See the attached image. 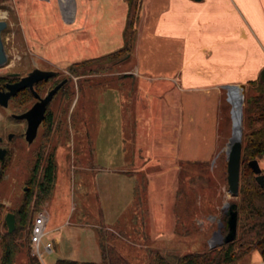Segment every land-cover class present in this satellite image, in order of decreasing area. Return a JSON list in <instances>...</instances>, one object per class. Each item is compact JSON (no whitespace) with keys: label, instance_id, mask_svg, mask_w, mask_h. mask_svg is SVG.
I'll return each mask as SVG.
<instances>
[{"label":"rangeland","instance_id":"1","mask_svg":"<svg viewBox=\"0 0 264 264\" xmlns=\"http://www.w3.org/2000/svg\"><path fill=\"white\" fill-rule=\"evenodd\" d=\"M0 20L7 22L2 31L7 62L0 67V77L12 73L24 76L34 67L56 71V76L39 88L41 96L63 77L70 76L73 82L74 94L69 101L57 95L48 106L53 128L47 131L46 126L39 127L31 144L24 138L26 122L12 118L11 114L29 109L35 99L22 105L20 97L10 101L7 108L0 106L3 140L0 146L8 149L4 166H0L3 221L5 214L22 202L26 191L35 194L36 188L28 181L37 150L43 144L46 150L60 147L57 163L61 186L46 206L50 216L46 227H65L58 238L49 240L51 253L43 252L41 246L40 263L55 264L58 258L100 262L103 241L131 264H149L154 253L171 261L174 256L220 245L225 234V203L239 200V195L234 198L229 195L226 183L225 149L232 136V106L227 101L226 90L221 92L215 111L212 147L208 145L200 159H179L175 143L179 117L169 119V107L175 108L178 101L174 95L171 100L176 98L175 103L169 105L167 96L171 90L167 84L156 80V85L140 90L137 81L127 78L121 80L123 90L120 84L119 89H93L84 95L77 91V84L84 79H107V84L117 86L122 74L136 73L134 55L131 61L114 64L110 72H101L93 65L78 68L81 74L78 76L68 71L74 62L122 46L126 22L121 0H0ZM84 85L87 89L88 82ZM248 93L256 94L257 86H250ZM121 103L127 107V118ZM81 106L93 142L92 158L88 162L84 157L90 154L92 144L82 132L78 134L69 126L71 120H78ZM244 108L243 99V111ZM173 114L177 113L173 110ZM242 127L243 134L244 121ZM125 130L126 161L123 159ZM9 134L12 137L7 139ZM83 138L80 147L78 141ZM241 140L243 147L245 141ZM79 147L85 156L78 155ZM74 151L82 158L78 165L84 167H74L70 157ZM255 159L261 165L260 155ZM122 166L129 179L126 206L122 204L124 194L120 205L117 200L119 181L113 172ZM100 189L106 193V206ZM117 211L119 214L114 217ZM4 232L0 223V236ZM15 242L22 245L14 264H26L28 256L34 255L32 246L23 235ZM1 251L0 242V255Z\"/></svg>","mask_w":264,"mask_h":264},{"label":"crops","instance_id":"2","mask_svg":"<svg viewBox=\"0 0 264 264\" xmlns=\"http://www.w3.org/2000/svg\"><path fill=\"white\" fill-rule=\"evenodd\" d=\"M134 58L136 73H125L134 75L140 90L160 80L171 90L167 96L169 105L175 103L176 98H171L177 96L175 108L169 107V119L179 117L177 157L200 159L208 145L212 147L214 143L215 111L225 90L223 86L255 80L264 68V0H143ZM59 148L55 154L53 195L42 209L47 214L46 226L50 221L46 206L61 186ZM123 152L126 161L124 148ZM70 157L74 159V154ZM113 172L119 181L117 200L120 205L124 194L126 200L122 204L126 206L129 179L125 167ZM103 189L100 194L106 206ZM118 214L117 211L114 217ZM64 227H46L45 239L55 240ZM242 264L264 262L254 250Z\"/></svg>","mask_w":264,"mask_h":264},{"label":"trees","instance_id":"3","mask_svg":"<svg viewBox=\"0 0 264 264\" xmlns=\"http://www.w3.org/2000/svg\"><path fill=\"white\" fill-rule=\"evenodd\" d=\"M121 1L125 7L126 22L123 31L122 46L108 53L72 63L70 66H68V71L71 75H81L78 71V68H86L87 66L92 65L96 66V69L101 72H110L114 64L131 61L136 45L143 0ZM83 71L85 72L86 70L84 69ZM54 77L48 79L47 81H41L38 82V84H35V91L40 95L39 88L44 86ZM127 78L131 79L132 81H136L134 75L130 73H124L118 77L117 86L114 84H107L109 82L107 79H84L79 84H77V91L78 93L82 92L84 95L85 92H90L93 89H98L101 91L107 88L119 89L120 84V90H123L122 81ZM63 79H65V82L60 86L52 99L57 95H61L63 98L69 101L73 96L74 90L72 78L67 76L63 77L60 81ZM6 80V76L0 77V84H3V82ZM60 81L54 83L52 87H54ZM87 82V89H84L86 86L84 84ZM250 86H257L256 94L250 95L248 93ZM20 97L23 99L21 101L22 105L27 104L30 100L35 99L31 91L26 88L19 91L15 96L11 97L9 102L16 101ZM244 101L245 108L243 111V121L245 125V132H243L241 135V139L243 138L245 145L241 148L240 156L238 189L239 200L236 203L238 211L236 237L232 241L221 243L218 246H214L202 252H188L181 256H174L172 258L173 260L171 261L159 253H154L149 264H242L248 255L254 250L259 252L264 262V189H262L257 184L255 175L248 166V161L255 159L259 155L261 157V152L264 147V82H262L260 78L250 80L245 83ZM49 104L46 107L44 118L39 126H46L47 131H50L53 128L54 123L52 112L48 110ZM121 104L123 114L125 118H127V107L124 103ZM26 109L27 108H24L22 111H25ZM80 110L81 114H79V118L78 113L75 114L78 120H71L69 126L74 131H78V134L82 132L83 137L92 144L90 154H86L87 156H85V154H82L83 152L80 148L84 138L79 139L78 141L80 147L78 148L79 151L77 153L80 156L84 155L86 157H84V159H86L85 162H88V160L92 158L93 142L88 129L89 124L85 118V109L81 106ZM73 112L74 111L72 110L71 115H73ZM132 121L134 122V120H131V122ZM132 130L134 134L135 128L133 127ZM126 133L127 131L125 130V134H123V148L125 151L128 141ZM47 143H49V140H47ZM55 150L56 147L46 150V144L41 145V147L37 150L30 174V179L28 181L36 188V191L35 194H33L31 191H26L22 202L15 209L11 210V212L14 214L16 224L15 229L11 233L8 232L5 222L0 218V223L5 229V232L0 236L2 249L0 255V264H14L18 249L22 245L15 242L17 237L19 238L23 235L31 244L30 230L33 222V215L39 210V208L42 207L41 205L48 201L53 195L57 171ZM78 155L74 151V167L82 163L80 162L82 158L78 157ZM4 162L3 164L0 163L1 167L4 166ZM225 232L226 231L223 230V233ZM100 247V262L58 258L55 264H131L126 258L118 253L116 249L113 248V246L106 245L104 241L101 242ZM26 264L41 263L36 255H32L28 256Z\"/></svg>","mask_w":264,"mask_h":264},{"label":"water","instance_id":"4","mask_svg":"<svg viewBox=\"0 0 264 264\" xmlns=\"http://www.w3.org/2000/svg\"><path fill=\"white\" fill-rule=\"evenodd\" d=\"M200 1V0H195ZM7 27V22L5 20H0V67L5 65L7 62V56L4 49L2 41V31ZM56 71L44 70L34 67L26 75L19 78V80L7 83L4 88H0V106L7 108L9 100L11 97L15 96L19 91L28 88L36 101L33 105L26 111L20 114H11V117L16 120H25L26 129L24 132V138L28 144H31L36 135L38 128L44 118L45 110L49 102L51 101L54 94L58 91L60 86L65 82V79L57 83L52 87L44 96L39 95L35 89L34 85L41 81H47L48 79L54 77ZM11 76H18V73H12ZM259 78L264 82V68L260 71ZM227 93V101L229 100V91L233 90L237 93V109H238V123L239 129L237 130V137L233 138V123H232V136L230 137L226 145V183L227 191L229 195L234 198L238 195L239 189V170H240V156H241V135H242V120H243V99L245 93V84H226L223 86ZM232 118V109H231ZM10 138V135H9ZM7 154L6 148H0V163L3 164ZM248 166L251 168L255 175V180L257 184L263 189L264 182L261 175V169L259 162L256 159L248 161ZM224 225L223 228L226 231L222 235L221 243H227L232 241L236 237L237 231V220L238 211L237 204L235 202L225 203L224 209ZM4 222L6 224L7 230L11 233L15 229V217L12 212H7L4 216ZM220 243V244H221Z\"/></svg>","mask_w":264,"mask_h":264},{"label":"built area","instance_id":"5","mask_svg":"<svg viewBox=\"0 0 264 264\" xmlns=\"http://www.w3.org/2000/svg\"><path fill=\"white\" fill-rule=\"evenodd\" d=\"M260 160H261V165H260L261 175L264 182V147L261 152ZM46 221H47V214L44 210H40L36 212L30 230V242L33 249V253L39 258V260H41V252H40L41 246L43 247V252H45L46 254L51 253L53 250L51 241L45 239L47 236Z\"/></svg>","mask_w":264,"mask_h":264},{"label":"bare ground","instance_id":"6","mask_svg":"<svg viewBox=\"0 0 264 264\" xmlns=\"http://www.w3.org/2000/svg\"><path fill=\"white\" fill-rule=\"evenodd\" d=\"M228 102L232 106V123H233V138L237 137V130L239 129L238 123V109H237V93L233 90L229 91Z\"/></svg>","mask_w":264,"mask_h":264},{"label":"flooded vegetation","instance_id":"7","mask_svg":"<svg viewBox=\"0 0 264 264\" xmlns=\"http://www.w3.org/2000/svg\"><path fill=\"white\" fill-rule=\"evenodd\" d=\"M20 77H22V76H11V75H10L9 77H7V80L3 82V84H0V88H4L5 85H6L7 83H12V82H15V81L19 80ZM36 84H38V83H36ZM50 89H51V88H50ZM50 89H49V90H50ZM49 90H48V91H49ZM48 91H47V92H48ZM35 101H36V99H35ZM24 121H25V120H24ZM25 122H26V121H25ZM9 135H10V138H11V137H12V134H9ZM9 135H8L7 139H10V138H9ZM2 141H3V140L0 138V143H2ZM0 148H6V147H2V146H0ZM6 149H7V148H6ZM7 153H8V149H7ZM6 155H7V154H6Z\"/></svg>","mask_w":264,"mask_h":264}]
</instances>
